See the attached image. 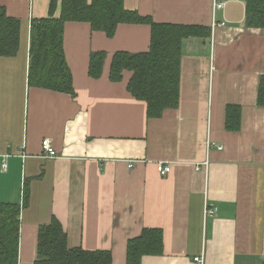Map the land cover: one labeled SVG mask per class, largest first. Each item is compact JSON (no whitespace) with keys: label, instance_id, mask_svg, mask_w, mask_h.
<instances>
[{"label":"crops","instance_id":"crops-1","mask_svg":"<svg viewBox=\"0 0 264 264\" xmlns=\"http://www.w3.org/2000/svg\"><path fill=\"white\" fill-rule=\"evenodd\" d=\"M123 3L155 23L210 30L183 41L179 103L160 118L147 119L146 104L127 91L130 72L109 80L115 53L148 51L149 25L120 24L108 38L66 23L72 97L28 85L30 25L47 16L49 0H0L21 26L17 54L0 56V203L21 206L28 188L19 264L34 263L38 230L53 218L69 248L108 251L112 264H125L128 240L145 229L161 231L163 251L141 264H262L264 29L245 27L244 0H227L215 13L226 26L214 31L213 0ZM93 52L106 55L97 79L88 73ZM227 106L240 109L235 132L225 127ZM43 140L56 156L43 153ZM158 162L170 164L168 175ZM205 205L214 217H204Z\"/></svg>","mask_w":264,"mask_h":264},{"label":"trees","instance_id":"trees-1","mask_svg":"<svg viewBox=\"0 0 264 264\" xmlns=\"http://www.w3.org/2000/svg\"><path fill=\"white\" fill-rule=\"evenodd\" d=\"M124 0H49L45 18L33 19L29 32L28 85L64 93L72 97L71 72L65 61L63 31L66 23H88L92 31L111 38L120 24L150 26V43L145 53L117 52L112 56L109 80L119 82L124 71L131 73L127 91L146 104L147 119L160 118L179 103L183 41L208 38L203 26L155 23L136 10L124 8ZM244 25L264 29V0H244ZM20 20L9 17L0 6V56L14 57L20 46ZM104 52H93L89 59V76L102 74ZM257 104L264 106V76L257 90ZM225 127L235 132L240 127L239 107L227 106ZM26 187V186H25ZM28 204L25 188L20 205L0 203V264H19L20 212ZM162 233L145 229L139 237L128 240L125 264H141L148 255H161ZM33 264H112L108 251L69 248L67 236L57 219L41 226L37 233L36 260ZM264 264V260L263 263Z\"/></svg>","mask_w":264,"mask_h":264},{"label":"built area","instance_id":"built-area-1","mask_svg":"<svg viewBox=\"0 0 264 264\" xmlns=\"http://www.w3.org/2000/svg\"><path fill=\"white\" fill-rule=\"evenodd\" d=\"M227 0H213V6H212V22H211V29L214 31L216 28H223L226 26V22L225 21H217L215 18V13L217 11H221L224 9L225 5H226ZM41 149L43 151V153L46 154L47 157H54L56 156V152L54 150V148L52 147V145L50 144V142L48 140H43L41 142ZM6 158V156H5ZM5 162V160H4ZM3 162V170L6 169V164ZM207 162L203 163V166H206ZM128 167H131V165H128ZM200 166H198L199 168ZM156 170L159 173V175L161 176H166L169 174L171 167L170 164L168 162H158L156 164ZM217 212V209L213 206H208L205 205L204 208V217L205 218H211L214 217L215 214ZM194 261L198 264H203V260L202 258H194Z\"/></svg>","mask_w":264,"mask_h":264}]
</instances>
